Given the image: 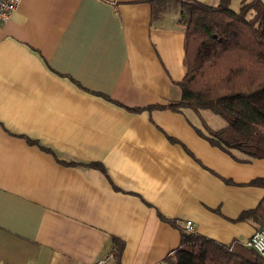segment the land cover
I'll return each mask as SVG.
<instances>
[{"label":"crops","instance_id":"crops-1","mask_svg":"<svg viewBox=\"0 0 264 264\" xmlns=\"http://www.w3.org/2000/svg\"><path fill=\"white\" fill-rule=\"evenodd\" d=\"M183 1L21 0L0 22V264H156L181 243L163 217L224 243L262 225L238 217L264 158L208 141L202 111L132 109L181 98Z\"/></svg>","mask_w":264,"mask_h":264},{"label":"trees","instance_id":"trees-1","mask_svg":"<svg viewBox=\"0 0 264 264\" xmlns=\"http://www.w3.org/2000/svg\"><path fill=\"white\" fill-rule=\"evenodd\" d=\"M183 2L187 71L179 82L181 98L132 109H211L226 124L216 128L202 116L196 126L202 136L238 160L264 158V0H241L238 9L232 0ZM251 183L264 186L262 178ZM163 218L180 229L181 243L156 264H264V257L240 239L219 242ZM238 219L263 224L264 197Z\"/></svg>","mask_w":264,"mask_h":264},{"label":"built area","instance_id":"built-area-1","mask_svg":"<svg viewBox=\"0 0 264 264\" xmlns=\"http://www.w3.org/2000/svg\"><path fill=\"white\" fill-rule=\"evenodd\" d=\"M20 1L21 0H0V22L10 18L12 12L18 7ZM185 225L187 231L194 232L192 220H187ZM244 242L247 246L256 249L258 253L264 257V224L256 228L255 232ZM112 256L113 255H108L102 258V260L98 259L95 264H115L110 260Z\"/></svg>","mask_w":264,"mask_h":264},{"label":"rangeland","instance_id":"rangeland-1","mask_svg":"<svg viewBox=\"0 0 264 264\" xmlns=\"http://www.w3.org/2000/svg\"><path fill=\"white\" fill-rule=\"evenodd\" d=\"M207 2H212L209 0H205ZM241 0H232V7L234 9H238L240 7ZM202 116L205 117V119L216 128L224 126L226 123L225 121L219 116L216 115L215 112H213L211 109H202Z\"/></svg>","mask_w":264,"mask_h":264}]
</instances>
